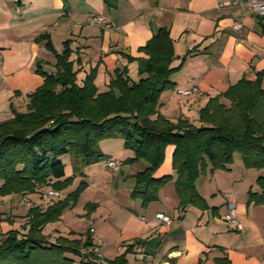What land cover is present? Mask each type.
<instances>
[{"label":"crops","instance_id":"crops-1","mask_svg":"<svg viewBox=\"0 0 264 264\" xmlns=\"http://www.w3.org/2000/svg\"><path fill=\"white\" fill-rule=\"evenodd\" d=\"M220 1L119 0L115 8H107L103 0H0V122L11 118L13 111L24 112L28 94L42 84V77L35 72L36 60L43 62L44 72H54L55 55L41 36L50 40L56 52L70 40L81 62L83 72L79 77L95 67L94 84L101 93L108 89L117 68L126 67L130 80H139V61L147 57L139 49L164 28L173 42L175 58L171 66L184 60L171 76L174 87L161 93L158 110L171 121L185 117L196 124L198 110L208 98L240 79L254 80L255 74L264 70V18L246 13L243 6H220ZM98 15L104 22L95 25L91 19ZM235 23L241 28L235 29ZM192 86L197 93L176 94V89ZM108 141L100 143L101 150L108 149ZM173 149L166 148L165 159L153 174L156 179L171 177L155 201L144 205L130 196L133 176L142 165L119 167L117 187L110 190L109 178L103 176L102 169H82L84 176L74 177L61 192L64 197L80 181L87 186L59 220L44 226L43 233L50 241L58 236L83 240L88 235L90 250L101 241L99 252L106 264L130 245L126 264H264V207L248 200L249 191L259 192L256 179L264 169L246 168L239 154H234L224 169L211 171L207 167L195 182L206 208L187 206L181 211L171 168ZM119 156L121 165L132 157L126 151H120ZM64 160L69 177L73 174L69 157ZM44 190L19 197L23 199L21 207L10 204L17 196L0 197V207L6 213L0 211L1 235L22 231L27 210L32 206L45 208L50 203L52 198L42 196ZM225 194H232L241 231L224 219L229 199ZM156 213L168 216L171 223L156 219ZM67 257L72 264L84 262L78 256Z\"/></svg>","mask_w":264,"mask_h":264},{"label":"trees","instance_id":"trees-1","mask_svg":"<svg viewBox=\"0 0 264 264\" xmlns=\"http://www.w3.org/2000/svg\"><path fill=\"white\" fill-rule=\"evenodd\" d=\"M20 1V0H17ZM64 1V0H63ZM119 0H103L115 8ZM46 47L56 58L54 72L46 73L35 61V72L43 81L32 93L24 112L0 122V197L24 196L40 189L63 191L74 177H83L84 166L106 159L100 150L105 140L121 139L132 153L125 164H141L134 174L132 199L142 204L155 201L158 191L171 179L154 178L168 146H173L171 168L178 207L206 208L195 188L204 170L224 169L239 154L246 168L264 169V70L254 80L240 79L219 95L208 98L198 110L196 124L185 117L171 121L159 113V97L174 87L171 76L173 42L166 29H159L139 50L147 57L139 61V80L133 82L126 67L113 71L108 89L97 92L96 68L83 73L77 52L65 40L56 52L50 40ZM129 61L132 57L127 56ZM69 157L73 174H65ZM63 159V158H62ZM259 192H248V200L264 207V174L256 179ZM87 186L80 181L62 199H52L42 208L27 210L22 231L0 234V264H72L67 255L83 258L80 264H100L89 248L90 237L50 241L43 233L46 224L59 220ZM136 244V243H134ZM133 245L109 264H126Z\"/></svg>","mask_w":264,"mask_h":264},{"label":"built area","instance_id":"built-area-1","mask_svg":"<svg viewBox=\"0 0 264 264\" xmlns=\"http://www.w3.org/2000/svg\"><path fill=\"white\" fill-rule=\"evenodd\" d=\"M10 1H15V0H10ZM239 5L243 6L245 8L246 13L249 14H254L259 17L264 18V0H221L219 2V5ZM91 22L95 25H99L104 22V18L102 16H94L91 19ZM235 29H240L241 24L240 23H235L234 24ZM197 88L192 86L186 89H176V94L182 95V96H191L194 93H197ZM104 165L107 169L111 171H117L121 165V162L118 159L115 158H108L105 160ZM229 199L226 202V212L224 214V219L225 221L231 225V227L236 230V231H241L242 230V224L239 220L238 217V212L237 208L235 205L234 200L232 199V194H225ZM42 196L44 198H52V199H62L63 194L61 191L58 190H53V189H45L42 193ZM155 218L166 223L170 224L171 220L168 216L162 214V213H156ZM103 245L101 241H98L92 248L93 254L97 257V261L100 264H106L104 259L102 258L99 249Z\"/></svg>","mask_w":264,"mask_h":264},{"label":"rangeland","instance_id":"rangeland-1","mask_svg":"<svg viewBox=\"0 0 264 264\" xmlns=\"http://www.w3.org/2000/svg\"><path fill=\"white\" fill-rule=\"evenodd\" d=\"M107 145H110L109 147H108V149L107 148H105V149H103V150H101V152L102 153H104V155H105V157H106V159H108V158H115V159H119L120 158V156H119V153H120V151H126L127 153H130V152H128V150H124L125 148L123 147V145H122V140L121 139H117V140H109L108 142H107ZM106 152H110V153H106ZM131 155H132V153H131ZM63 158V159H62ZM61 158V160L63 161V162H65V157H62ZM105 159V160H106ZM105 160L104 161H102V162H99V163H96V164H93V165H89V166H84L82 169H102L101 170V173H104L103 174V176H106V177H108L109 178V182H108V186L109 187H107V189L108 190H110V187H112V188H115V186L117 187V184H118V181H119V177H120V175H119V172L117 173L116 171L115 172H113V171H111V170H108L109 172H107V173H105V170L104 169H107L106 167H105V165H104V162H105ZM137 165H140L141 166V164H137ZM139 166V169L141 168ZM120 169H131V167H129L127 164H123V165H121L120 166ZM118 178V179H117ZM83 192V191H82ZM80 195H81V193H80ZM19 197H21V196H17V197H15V198H13L12 200H10V204L12 205L13 203H18V206L20 205V207H21V201L23 200H21V198L19 199ZM84 196H82V198H83ZM82 198H80V199H82ZM0 211H1V214L2 215H5L6 213L4 212V208H2V207H0ZM20 213H22V210H20ZM0 214V215H1ZM18 219H22L23 218V215H17L16 216Z\"/></svg>","mask_w":264,"mask_h":264}]
</instances>
